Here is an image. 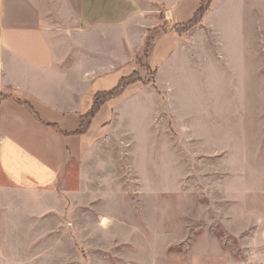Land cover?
Masks as SVG:
<instances>
[{"label":"rangeland","instance_id":"374dc122","mask_svg":"<svg viewBox=\"0 0 264 264\" xmlns=\"http://www.w3.org/2000/svg\"><path fill=\"white\" fill-rule=\"evenodd\" d=\"M36 1L54 26L69 23L65 0ZM188 22L173 25L183 46L169 63L154 71L140 57L143 91L96 141L83 179L65 185L119 190L126 203L112 211L127 210L124 244L104 246L99 214L109 208L95 217L80 208L77 233L67 206L29 213L16 202L7 222L1 203L0 264H183L205 252L220 264H263L264 0H220ZM40 254L47 260L23 259Z\"/></svg>","mask_w":264,"mask_h":264},{"label":"crops","instance_id":"0c3cea01","mask_svg":"<svg viewBox=\"0 0 264 264\" xmlns=\"http://www.w3.org/2000/svg\"><path fill=\"white\" fill-rule=\"evenodd\" d=\"M217 1L212 0L205 16ZM65 3L70 10L66 19L69 23L60 27L44 15L36 0H0V205L8 214L7 222L16 202L27 204L29 213L34 212L31 208H35L34 213H61L67 206L77 233L81 228L80 208H86L93 217L109 208L99 214L103 220L100 229L102 235L110 237L104 246L113 249L124 244L126 238L127 210L124 207L118 214L112 211L126 203L123 194L119 190L90 191L65 185L73 177L76 181L83 179L84 161L96 141L118 122L121 106L142 92L145 83H135L107 100L91 120L84 117L91 111L97 93L111 90L122 77L138 71L137 63L151 33L155 38L145 56L148 66L157 71L169 63L183 46L173 25L192 19L202 0ZM99 117L103 120L96 125ZM107 203L114 206L107 207ZM108 218L112 220L110 225L104 222ZM111 229L124 231L110 236ZM92 235L88 243L94 239L93 231ZM260 238L264 244V222ZM146 239L149 241L148 236ZM131 241L144 243L136 237ZM43 255L23 259L47 260ZM221 259L205 252L183 264H220Z\"/></svg>","mask_w":264,"mask_h":264},{"label":"trees","instance_id":"16d2710c","mask_svg":"<svg viewBox=\"0 0 264 264\" xmlns=\"http://www.w3.org/2000/svg\"><path fill=\"white\" fill-rule=\"evenodd\" d=\"M212 0H202V4L199 7L198 11L196 14L192 17V19L189 20L188 26L192 25L193 27L196 26L197 24L201 23V20L203 16L206 15L208 12L210 6H211ZM192 27V28H193ZM151 50V44H150V39H148L146 50L144 55L147 56ZM139 82H144L142 79V76L139 71H135L129 76H124L122 79L119 81V83L112 88L109 91H104V92H99L96 94L94 98V103L91 111L84 117L85 120H91L92 117L99 111L101 106L110 99H113L119 95H121L129 86L139 83ZM86 128V126H85ZM84 128V129H85Z\"/></svg>","mask_w":264,"mask_h":264}]
</instances>
